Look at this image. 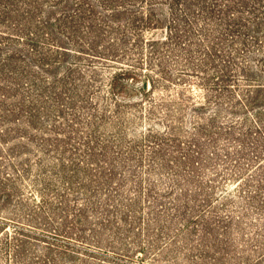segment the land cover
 <instances>
[{"label": "rangeland", "instance_id": "374dc122", "mask_svg": "<svg viewBox=\"0 0 264 264\" xmlns=\"http://www.w3.org/2000/svg\"><path fill=\"white\" fill-rule=\"evenodd\" d=\"M237 47L206 70L229 62L228 86L193 74L155 84L124 105L122 137L110 124L93 137L78 103L65 100L46 98L33 126L24 114L0 118V181L10 192L0 217L18 222L0 225V264H264V100L247 104L241 75L249 66L263 79L264 66L257 45ZM153 127L167 134L142 135ZM61 160L91 174L79 168L67 188Z\"/></svg>", "mask_w": 264, "mask_h": 264}, {"label": "trees", "instance_id": "16d2710c", "mask_svg": "<svg viewBox=\"0 0 264 264\" xmlns=\"http://www.w3.org/2000/svg\"><path fill=\"white\" fill-rule=\"evenodd\" d=\"M194 26L206 43L195 38ZM157 29L163 34L153 36ZM230 35L238 42L226 49L224 39ZM238 45L244 47L240 50L257 45L256 63L264 66V0H0V118L24 114L33 126L48 98L57 105L65 100L69 107L78 103L93 137L107 124L122 137L123 125L130 119L124 105L141 100L155 84L163 86L193 74L202 82L219 80L221 87L228 86L232 77L227 61L239 52ZM215 56L228 58L218 74L208 76ZM170 64L180 67L171 70ZM141 65L145 71L140 75ZM105 67L111 68L104 71ZM241 72L251 93L247 104L264 100V77H256V69L249 66ZM156 100L164 103L161 97ZM15 130L19 131L16 125ZM145 133L167 131L153 127L145 128ZM59 165L58 176L70 189L79 168L91 174L90 168L72 161L61 160ZM41 180L48 184L44 177ZM4 183L0 181V198L8 200ZM196 216H187L186 221ZM5 221L17 222L0 217V225Z\"/></svg>", "mask_w": 264, "mask_h": 264}]
</instances>
